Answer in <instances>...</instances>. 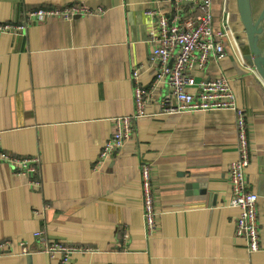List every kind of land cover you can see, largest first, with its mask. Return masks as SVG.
<instances>
[{
    "label": "crops",
    "instance_id": "crops-1",
    "mask_svg": "<svg viewBox=\"0 0 264 264\" xmlns=\"http://www.w3.org/2000/svg\"><path fill=\"white\" fill-rule=\"evenodd\" d=\"M76 2L105 11L35 23L22 35L0 34L1 145L40 159L32 174L0 161V241L14 242L0 264H61L41 250L21 253L19 240L39 247L38 229L50 240L98 248L75 254L69 264H264V80L229 45L228 56L206 69L208 77L225 72L231 78L248 112L246 175L259 195L261 246L249 252L234 232L239 210L227 205L228 166L238 155L233 110L164 112L167 84L161 83L152 89L148 115L134 121L131 139L96 165L114 118L134 110L135 65L145 66L142 83L152 86L155 26L146 10L166 8L167 0H0V21ZM226 4L235 31L245 35L237 0ZM223 5L213 2L217 20ZM143 160L151 163L157 211L151 233L143 215Z\"/></svg>",
    "mask_w": 264,
    "mask_h": 264
},
{
    "label": "built area",
    "instance_id": "built-area-1",
    "mask_svg": "<svg viewBox=\"0 0 264 264\" xmlns=\"http://www.w3.org/2000/svg\"><path fill=\"white\" fill-rule=\"evenodd\" d=\"M226 1L224 0L219 20L214 14V0H167L166 8L156 6L146 10L155 26L149 38L152 49L148 57V68L152 69L154 77L153 83L151 87L144 86L141 74L145 66L143 64L134 66L130 75L134 110L130 114L114 118L115 129L104 143L96 165L103 164L131 139L134 121L148 115L147 105L152 98V89L161 83L167 84V91L161 99V108L164 112L233 110L236 117L238 155L228 166L230 189L227 205L239 210L235 222V235L244 237L248 251L255 252L261 248L259 195L249 189L246 175L252 157L248 135V112L239 103L231 78L225 72L213 77L206 75L211 60L220 61L228 56L229 45L237 61L248 72H254L263 79L255 65L246 59L240 36L232 24V12ZM104 11L102 6L91 8L77 2L60 6H40L28 10L22 20L0 21V34L9 32L22 35L35 23L54 18L70 20L76 16L101 14ZM1 139L0 132V161L10 164L16 173L32 174L39 170L38 157L18 156L8 152L2 147ZM140 173L143 215L146 228L151 233L155 228L157 211L154 205L152 169L149 161H142ZM32 183L39 185L38 180H33ZM35 213L40 216L42 214L38 209ZM34 236L40 243L39 247L32 248L28 241L19 240L21 253L41 250L50 258H58L61 264H69L77 253L98 251V248L88 245L50 240L43 229L36 230ZM124 236L127 239L129 233L126 232ZM13 244L9 238L1 240L0 254L12 252Z\"/></svg>",
    "mask_w": 264,
    "mask_h": 264
},
{
    "label": "water",
    "instance_id": "water-1",
    "mask_svg": "<svg viewBox=\"0 0 264 264\" xmlns=\"http://www.w3.org/2000/svg\"><path fill=\"white\" fill-rule=\"evenodd\" d=\"M237 4L246 34V39L241 41V46L245 52L246 59L255 65L264 80V45H262L264 36V7L257 19H255L253 0H237Z\"/></svg>",
    "mask_w": 264,
    "mask_h": 264
},
{
    "label": "rangeland",
    "instance_id": "rangeland-1",
    "mask_svg": "<svg viewBox=\"0 0 264 264\" xmlns=\"http://www.w3.org/2000/svg\"><path fill=\"white\" fill-rule=\"evenodd\" d=\"M264 6V0H253V7L255 10V14H258L260 9ZM262 45H264V36L262 39Z\"/></svg>",
    "mask_w": 264,
    "mask_h": 264
},
{
    "label": "flooded vegetation",
    "instance_id": "flooded-vegetation-1",
    "mask_svg": "<svg viewBox=\"0 0 264 264\" xmlns=\"http://www.w3.org/2000/svg\"><path fill=\"white\" fill-rule=\"evenodd\" d=\"M264 7V6H263ZM262 7V8H263ZM262 8L260 9V11H259V13L258 14H255V10L253 9V14H254V18L255 19H257V17L259 16V14H260V12H261V10H262ZM243 31H244V28H243ZM244 34H245V31H244ZM240 39H241V41H244L245 39H246V34L245 35H240Z\"/></svg>",
    "mask_w": 264,
    "mask_h": 264
}]
</instances>
